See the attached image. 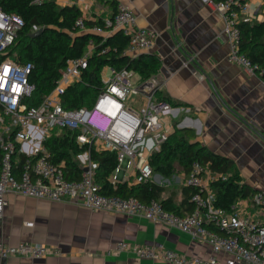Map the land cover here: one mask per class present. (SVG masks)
<instances>
[{
	"label": "built area",
	"instance_id": "built-area-1",
	"mask_svg": "<svg viewBox=\"0 0 264 264\" xmlns=\"http://www.w3.org/2000/svg\"><path fill=\"white\" fill-rule=\"evenodd\" d=\"M215 6L223 15L229 62L257 74L258 67L241 52L239 23L255 19L248 0H227ZM24 25L20 16L0 9V220L9 205L7 195L10 192L52 202L78 200L93 211L162 223L212 248V254L203 258L187 256L163 246L121 241L107 252L108 256L130 252L141 259L170 264H264V187L239 200L230 212L225 211L215 206L216 197L211 188L212 182L220 176L196 162L187 175L186 185L194 186L198 192L192 197L193 211L185 215L166 211L155 199L143 202L133 197L126 199L102 194L95 181L96 164L91 160L90 150L79 158L83 169L81 178L68 179L64 164L53 163L44 145L55 129L78 131L79 145L116 153L118 166L111 177L114 185L119 181H130L132 175L136 184L153 181L155 173L148 157L169 138L165 118L172 111V105L157 98L161 86L155 76L134 84V71L108 65L101 70L102 88L94 104L90 108L67 110L62 103L63 95L81 80L88 69L89 58L102 45L98 46L94 37L89 40L82 57L68 62L42 102L37 106L30 105L29 99L35 91L30 82L34 67L32 63H20L10 55ZM75 27L79 33L89 30L104 39L108 37L106 35L122 32L128 38L123 54L131 57L151 52L158 38L156 30L137 25L133 9L124 3L118 4L115 14L102 25L89 27L80 17ZM38 30L34 28V32ZM110 50L107 46L99 52L106 54ZM22 157L25 163L19 168ZM61 254L60 248L41 244L12 246L0 242L1 258L42 259ZM220 254L224 257L219 258Z\"/></svg>",
	"mask_w": 264,
	"mask_h": 264
},
{
	"label": "crops",
	"instance_id": "crops-1",
	"mask_svg": "<svg viewBox=\"0 0 264 264\" xmlns=\"http://www.w3.org/2000/svg\"><path fill=\"white\" fill-rule=\"evenodd\" d=\"M47 1L59 7H75L86 21L102 23L115 14L118 4L129 5L139 27L158 32L148 53L161 57L162 66L155 77L162 95L175 104L166 115L170 132L175 125L192 131L195 141L236 162L247 187L254 192L264 187V140L257 133L264 136V81L229 62L223 15L212 0ZM248 2L254 21H264V0ZM82 33L98 36L89 30ZM199 68L211 79L217 95L209 81L198 76ZM141 79L139 75L138 82ZM186 181L187 175L181 170L170 182L156 173L153 179L164 185L161 200L171 198L185 215L193 211V203L185 202ZM128 183L136 184L133 175ZM7 198L9 205L0 220V242L12 246L41 244L60 248L62 254L42 259L0 257V264H170L141 259L130 252L108 256L107 252L121 241L163 246L187 256L206 258L212 254L210 245L148 219L93 211L78 200L52 202L15 192L8 193Z\"/></svg>",
	"mask_w": 264,
	"mask_h": 264
},
{
	"label": "trees",
	"instance_id": "trees-1",
	"mask_svg": "<svg viewBox=\"0 0 264 264\" xmlns=\"http://www.w3.org/2000/svg\"><path fill=\"white\" fill-rule=\"evenodd\" d=\"M224 1L227 0H212L215 4ZM0 9L5 13L20 16L25 22L10 55L20 63H32L34 67L30 82L35 86V91L29 99L30 105L37 106L42 102L56 85L68 62L83 56L92 37L98 46L101 43L102 45L97 47V51L89 58L88 69L84 71L81 80L70 86L63 95L62 103L67 110L90 108L94 104L102 88L100 73L105 66L132 70L145 81L156 76L161 69L162 59L156 54L125 56L123 52L128 45V38L122 32H115L106 39L88 33L80 34L75 23L81 13L75 7H59L54 1L47 0H0ZM262 9L264 11V2ZM94 24L102 25V22L87 21L89 27ZM35 27L42 32L32 37ZM239 28L242 34L241 52L258 67L257 74L264 81V21H242ZM107 46L111 47L110 52L101 54L100 49ZM156 96L175 105L160 91ZM78 134V131L69 129H55L44 143L51 154L52 162L64 164L68 179L81 178L83 169L79 157L90 150L91 160L96 164L95 181L100 185L102 194L126 199L133 197L143 202L155 199L161 202L166 211L180 214V208L171 198L161 200L165 191L163 184L149 181L131 185L119 181L114 185L111 177L118 166L117 154L105 150L97 151L88 145H79ZM195 139L192 131L175 126L168 140L150 154L148 161L154 173L160 174L164 179H170L177 172V167L188 175L196 162L210 172L218 174L220 178L211 184L216 197L214 204L230 212L239 200L250 197L254 191L243 183L234 160L215 153ZM24 163L25 159L22 157L19 168H22ZM224 176L227 177L226 180L222 179ZM184 192L185 202L188 203L192 202V197L198 190L194 186L186 185Z\"/></svg>",
	"mask_w": 264,
	"mask_h": 264
},
{
	"label": "water",
	"instance_id": "water-1",
	"mask_svg": "<svg viewBox=\"0 0 264 264\" xmlns=\"http://www.w3.org/2000/svg\"><path fill=\"white\" fill-rule=\"evenodd\" d=\"M41 32H42V30L39 29L38 31L34 32L31 36H32V37H36V36H38ZM125 56H127V55H125ZM198 76H199V77H200V76H204V77L209 81V83H210L211 86H212L213 91H214L215 94L217 95V89L215 88L213 82H212L211 79L207 76V74H206L204 71H202L200 68H199V70H198ZM253 129H254V128H253ZM257 133L259 134V136L261 137V139L264 140V136H263L261 133H259L258 131H257Z\"/></svg>",
	"mask_w": 264,
	"mask_h": 264
},
{
	"label": "rangeland",
	"instance_id": "rangeland-1",
	"mask_svg": "<svg viewBox=\"0 0 264 264\" xmlns=\"http://www.w3.org/2000/svg\"><path fill=\"white\" fill-rule=\"evenodd\" d=\"M138 80H139V75H134L133 77H132V82L134 83V84H137L138 83ZM166 120V123L169 125V119H165ZM176 126V125H175ZM85 154V153H84ZM83 154V155H84ZM80 158V157H79ZM80 161V160H79ZM177 170H179V168L177 167ZM169 180V182H170V179H168ZM164 181V180H163ZM165 183V182H164ZM165 184H168V182H166Z\"/></svg>",
	"mask_w": 264,
	"mask_h": 264
}]
</instances>
